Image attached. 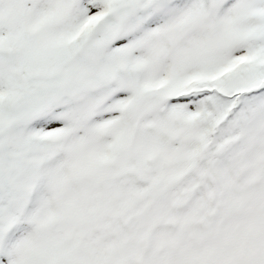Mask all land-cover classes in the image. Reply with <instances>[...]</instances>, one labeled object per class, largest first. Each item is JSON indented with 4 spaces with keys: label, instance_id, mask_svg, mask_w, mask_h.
Segmentation results:
<instances>
[{
    "label": "snow or ice",
    "instance_id": "6c2138e0",
    "mask_svg": "<svg viewBox=\"0 0 264 264\" xmlns=\"http://www.w3.org/2000/svg\"><path fill=\"white\" fill-rule=\"evenodd\" d=\"M0 264H264V0H0Z\"/></svg>",
    "mask_w": 264,
    "mask_h": 264
}]
</instances>
